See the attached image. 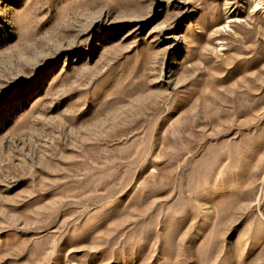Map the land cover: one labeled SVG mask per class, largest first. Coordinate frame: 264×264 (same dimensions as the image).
I'll use <instances>...</instances> for the list:
<instances>
[{
    "label": "rangeland",
    "instance_id": "rangeland-1",
    "mask_svg": "<svg viewBox=\"0 0 264 264\" xmlns=\"http://www.w3.org/2000/svg\"><path fill=\"white\" fill-rule=\"evenodd\" d=\"M0 264H264V0H0Z\"/></svg>",
    "mask_w": 264,
    "mask_h": 264
}]
</instances>
